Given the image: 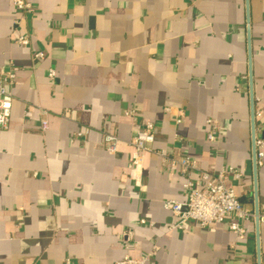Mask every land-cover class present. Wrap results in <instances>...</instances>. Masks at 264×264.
I'll list each match as a JSON object with an SVG mask.
<instances>
[{"label": "crops", "instance_id": "obj_1", "mask_svg": "<svg viewBox=\"0 0 264 264\" xmlns=\"http://www.w3.org/2000/svg\"><path fill=\"white\" fill-rule=\"evenodd\" d=\"M29 1L33 12L21 15L12 0H0V71H16L7 88L9 126L0 131V264H111L153 248L146 264H257L253 221L241 222L243 239L229 220L170 230L176 219L162 203L185 202L183 179L146 154L137 187L128 142L134 123H152L155 150L189 156L201 170L241 172L232 185L254 211L249 93L261 113L254 120L260 136L264 0H247L248 17L246 0ZM19 36L27 46L16 43ZM38 51L44 57L33 62ZM27 106L35 108L30 118ZM209 119L221 127L213 144ZM106 130L120 141L116 154L103 149ZM256 188L262 211L264 164ZM259 246L264 264V224Z\"/></svg>", "mask_w": 264, "mask_h": 264}, {"label": "built area", "instance_id": "obj_2", "mask_svg": "<svg viewBox=\"0 0 264 264\" xmlns=\"http://www.w3.org/2000/svg\"><path fill=\"white\" fill-rule=\"evenodd\" d=\"M14 8L21 15H28L33 12L32 5L29 0H12ZM16 24L19 20L15 21ZM16 43L22 46L28 45V40L19 36ZM42 52H35L32 56L33 62L43 59ZM16 71L14 69H6L0 71V131H6L9 126V119L11 116L13 97L9 94L7 88L14 82ZM55 72L49 70L48 78L54 79ZM257 99H253L254 120L260 118V111L255 109ZM35 108L27 106L24 110V117L30 118ZM42 119L40 121V130L45 132L48 129L47 113L40 112ZM179 119L176 125L182 123L183 113L179 112ZM131 116L133 120L134 111L126 113ZM207 133L206 139L209 143H216L220 134L221 127L216 120L209 119L206 122ZM83 133L78 132L77 137L81 138ZM155 140V127L152 123H146L143 127L134 123L132 129V136L128 142V146L132 149L130 156V179L135 182L137 187L142 189V170L143 162L146 154H155L162 160L165 167L170 172H175L183 179V189L185 191V202L176 200H166L162 203L165 210L169 211L176 219L175 223L170 227V230L183 231L189 224H195L201 229H208L214 225L221 224L226 220L228 221V229L235 235L237 239L245 237V230L241 226L242 221L258 220V225L264 224V208L262 211L258 208V213L246 209L235 194L233 188V181H239L243 178V174L234 170L233 168H221L220 170H201L197 163L189 156L183 155L174 157L167 155L163 151H157L153 148ZM119 139L113 131H104L102 133V146L103 149L109 154H116ZM176 145L182 143V138L178 135L174 140ZM254 146H255V164L256 168H260L264 164V128L262 135L254 133ZM195 175L196 178H192ZM258 207V206H257ZM140 224H148L146 221L141 220ZM149 226L152 224H148ZM125 249L128 250L132 236L130 231H125L122 234ZM156 248H153L155 251ZM153 251L148 252L146 255L135 259L129 255H125L119 261L111 264H146L152 257ZM260 262L261 255H260ZM65 264H77L66 261Z\"/></svg>", "mask_w": 264, "mask_h": 264}, {"label": "water", "instance_id": "obj_3", "mask_svg": "<svg viewBox=\"0 0 264 264\" xmlns=\"http://www.w3.org/2000/svg\"><path fill=\"white\" fill-rule=\"evenodd\" d=\"M246 11H247V17H248V3L246 0ZM249 54V61H250V50H248ZM250 81H251V74H250ZM250 98V115H251V159L253 164V171H254V199H255V214L258 213V207H257V188H256V164H255V146H254V108H253V93L252 89H250L249 93ZM255 230H256V258H257V264H261L260 262V246H259V225L258 220H255Z\"/></svg>", "mask_w": 264, "mask_h": 264}]
</instances>
